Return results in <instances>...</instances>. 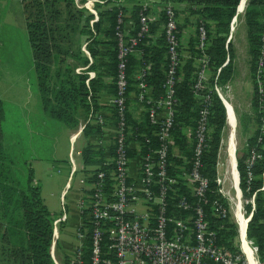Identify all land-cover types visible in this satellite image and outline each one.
I'll return each instance as SVG.
<instances>
[{
	"label": "built area",
	"instance_id": "obj_1",
	"mask_svg": "<svg viewBox=\"0 0 264 264\" xmlns=\"http://www.w3.org/2000/svg\"><path fill=\"white\" fill-rule=\"evenodd\" d=\"M123 2L124 0H74L77 8H84L92 14L91 26L98 19V6H122ZM179 8V5L170 1L141 4L136 25L132 21L126 22L124 12L118 14L115 27V93L110 99L117 114L111 134L115 148L112 155L104 158L102 164L89 173L87 177L90 187L84 188L78 199L81 216V224L76 233L78 244L70 252L74 264H264V249L247 234L248 224L256 210V192L264 191V171L259 189L244 197L236 163L235 172L229 161L227 169L220 172L219 167L223 164L222 140L216 153L214 188L210 187L209 177L201 171L202 157L208 149L212 106L211 90L206 84L208 61L205 54L198 59L192 84L199 107L191 135L190 167L182 173L185 184L183 192L174 194L178 180L170 174V168L176 167L170 160V149L173 148L171 133L176 123L175 86L184 57L177 21ZM160 20L167 66L162 93L157 99L147 100L148 121L156 127L158 144L154 148L148 147V151L137 156L135 171H132V157L127 152V62L128 57L137 51L140 40L152 36L151 24ZM230 39L228 37L227 41ZM206 43L207 31L204 24L199 22L196 25V47L204 51ZM146 69L147 65L143 66L138 75L139 99H145L147 84L142 78ZM220 87L214 84L213 90L226 105L227 100ZM92 117L101 127L104 125L101 115L92 114ZM87 123L88 121L81 124L79 130L84 129ZM76 153L79 154L72 144L69 152V179L76 171L73 158ZM259 156L251 150L245 160L246 192L250 190L253 179L251 167ZM210 193L212 198H209ZM207 205L212 216L218 220L215 225L209 218ZM64 219L65 214L52 221L49 253L54 264L66 261V257L59 261L54 254L58 239L57 224ZM228 225L233 226L235 233L232 238H228L230 245L226 246L220 230H229Z\"/></svg>",
	"mask_w": 264,
	"mask_h": 264
},
{
	"label": "trees",
	"instance_id": "obj_2",
	"mask_svg": "<svg viewBox=\"0 0 264 264\" xmlns=\"http://www.w3.org/2000/svg\"><path fill=\"white\" fill-rule=\"evenodd\" d=\"M173 2L180 6L177 14L187 12L195 16L196 25L202 22L207 31V43L204 51L196 47V40L189 43V57L182 58V65L178 70L179 80L175 86L177 104L175 105V126L172 129V145L179 148V154L174 155L170 149V160L176 165L170 168V174L175 176L178 183L175 184V195L183 192L182 173L190 167V155L192 143L186 140L185 128L193 129L196 123L199 102L192 91L194 73L197 70V62L202 54L207 56L208 76L207 86L211 90V113L209 119L208 149L202 157V173L209 177L210 187L214 188L216 175V153L220 143L222 129L225 126V108L213 90L214 84L223 86L233 75L234 49L231 39L227 41L230 33V23L236 13V7L240 0H160ZM183 6V7H182ZM98 6V19L90 24L93 17L86 9L77 8L74 0H27L24 2L25 27L27 39L31 48L34 80L32 85L37 89L41 104L50 116L61 120L67 125H75L77 120L73 117L74 111L79 105L88 106V96L95 99L101 88L107 87L115 93V75L117 65V49L115 27L120 12L126 11L125 7L112 5L111 7ZM141 5L136 3L130 11V19L134 25L138 24ZM125 19V18H124ZM244 22L246 25V38L250 55V71L253 84L251 104L255 110L256 123L252 134L247 138L245 153L237 155V168L240 174V185L244 189V195L249 196L259 189L262 183L264 171V0H248L244 9ZM161 20L151 24V33L159 30ZM184 24L178 23L181 30ZM157 39L146 37L140 40L137 50L140 58L134 55L128 57L127 75L128 91L139 79L134 78L133 72L140 65L150 63L146 69L143 80L152 85L158 94L162 93L167 66L166 48L162 29ZM86 41V50L89 52L92 62L87 70L95 72V77L86 84L87 73H76L75 68L80 64H88L89 60L82 50V44ZM219 69V71H218ZM140 73V72H139ZM127 91V92H128ZM127 104V101H126ZM5 104L0 100V229L5 225H13L11 228L0 230L4 245L0 249V264H54L49 248L52 240L53 216L43 203L39 186L33 184L32 171L29 165H23V169H17L14 162L4 149V132L1 122L4 118ZM114 120L117 119L116 109H113ZM129 130L127 143L132 139H143L142 126H150L145 129L148 134L156 131V127L150 122L142 124L131 122L126 113ZM95 133L99 127H95ZM158 144L157 136L147 143L143 152L154 148ZM172 147V146H171ZM115 145L111 147L114 153ZM251 150L260 156L251 167L253 179L250 190L246 192L247 168L245 160ZM128 155L134 153L128 148ZM144 153H141L142 155ZM85 164L100 165L104 161L105 153L102 148L88 145L83 150ZM183 169L181 170V167ZM173 195V194H172ZM212 193L209 198H212ZM174 201V200H173ZM212 224L218 223L206 206ZM18 215L10 218L9 216ZM230 226V225H228ZM16 230L18 240L11 243V231ZM233 226L227 231L220 230V235L226 246L230 245L228 238L234 236ZM247 234L253 238L261 249H264V192H256V210L248 224ZM88 243V240H87ZM88 248V247H87ZM88 254V249H86Z\"/></svg>",
	"mask_w": 264,
	"mask_h": 264
},
{
	"label": "crops",
	"instance_id": "obj_3",
	"mask_svg": "<svg viewBox=\"0 0 264 264\" xmlns=\"http://www.w3.org/2000/svg\"><path fill=\"white\" fill-rule=\"evenodd\" d=\"M25 1L27 0H0V27L9 26L10 28V42L12 43L11 53L13 54L12 58L13 60H18L19 57H21L19 55H22L26 59L25 66L23 65L17 66L16 63L13 61L15 67L12 64L10 68H5V67L0 68V74H1L0 100L3 101L5 105L9 104V106L12 107V110H14L13 117L10 121L11 128L13 127L10 134V138L7 141L4 137L3 145L5 151L10 156L17 169H21V168L23 169L22 163H24L25 165L26 164L29 165L32 171L33 184L39 186L40 196L42 198L43 203L47 206L49 201L45 195L44 187L49 182V179H47L49 177L48 175L52 174L54 168L51 166V161L54 159V157H52L51 159L49 153L50 137L57 139L59 134L60 136L62 134L64 135L67 134L70 148L71 145L73 144L75 151L79 152V154L76 153L73 156L75 164H76L75 158H80L82 161V165L80 166V169L83 171L84 175L80 179V184L82 186L81 191H83L84 188L85 189L89 188L90 184H88L87 176L89 175L90 172L96 170L98 165L91 164L93 166L90 167L89 165L85 164L83 158V150L86 146L92 145L102 148L103 152L105 153V158L109 157V155L111 154L110 149L114 144L111 134L113 131L115 120H114V112H113L114 108L110 103V99L112 98L114 93L110 91L107 87H105V88H101L97 92L94 100H91V97L88 96L87 99L88 106L85 108L82 105H79L77 109L74 111L73 117L77 120V123L73 126L67 125L61 120H57L51 117L50 113L43 109L39 93L35 88V86L31 84L32 81L34 80V70L32 63L31 48L28 43L27 32L25 27V15H24ZM158 1L159 0H124L123 6L126 9V11H124L126 22H131V19L129 18L130 11L133 10V7L136 3L141 5L144 3L158 2ZM102 9H104V6ZM156 26H159L160 29L155 31V34L152 33L151 37L153 40L158 38L159 33L161 32L160 30L162 29L161 25L156 24ZM181 38H182L181 46L182 48H184L183 50L184 54L182 53L184 55L183 59H186L190 56L188 50L190 41L196 40V24L193 27V29L189 27L185 29V31L182 30ZM85 44L86 41L83 42L82 44V50L84 51L85 56H87L89 63L85 65L80 64V66H77L75 68V72L87 73L88 77L86 78V84L87 87H89L88 82L91 78L95 77V72L92 70H87V67L92 62V58L89 52L86 50V47H84ZM132 55H134V58L138 59L140 58L141 53L137 50ZM146 64H147V69H149L151 64L149 62ZM141 68L142 67H140L139 65L135 69V71L133 72L134 78L137 79L139 72L141 71ZM90 73H92V75ZM233 74H234V68H233ZM132 86L134 87L128 91V97H127V113L130 118V121L140 124H142L143 122H148L147 106L149 105V103L147 102V100L157 99L161 93L158 94L157 90H155V88L152 85H149L147 83L145 89V99H139L140 89L138 84ZM230 104L235 116V125H236L234 126V134H235L237 127V117H236L237 114H236L235 105H233L232 103ZM224 108L226 114L225 126L222 129L221 137H220V141L222 140L223 143L225 140L227 141L229 140V134L231 130L230 128L231 125L228 122V111L226 105H224ZM92 114H99L103 117L105 123L102 127L96 123V121L92 117ZM15 117L21 119L24 132L18 130L17 127L18 124ZM51 119L62 123L63 128L57 129L56 131L55 128H53V131L51 132ZM86 121H88L87 125L85 126L84 129L80 131L79 130L80 125ZM52 125L54 127V124ZM95 127H99L98 133L94 132ZM148 127L150 126L147 125H145L144 127L142 126V133H140V135L142 136L143 139L130 138L131 140L128 142L129 149L132 151V153H134V155L131 156L132 171H135V167H136L135 162L137 156L143 152V149L145 148L146 144L150 143V140H152V138L155 137V131L153 132L150 131V134L146 132L145 129H148ZM128 131H129V136L131 137V131L129 129ZM225 133L227 134V136L225 135ZM191 135H192V128L186 127L185 136H186V140L189 143H192ZM70 148H69V152H70ZM54 151H56L55 148L53 150V156H54ZM172 151L175 154H179V148H177V146L175 145H173ZM69 152H68L69 175L64 182L56 184L57 186L56 189L59 190L60 192L58 197L62 202H64V198H65L64 194L70 184L69 176L71 172V163L69 158ZM237 155L238 153L235 143L234 160L236 163V168L238 165L236 159ZM228 161H229V156H228ZM229 164L231 165L230 161ZM85 165L87 167H85ZM57 168H58L57 172L60 173L61 172L60 168L59 167ZM77 169L78 166L76 164V171ZM77 205H78V201H77ZM73 208H75L74 205ZM74 211L75 209L73 210V212ZM17 216L18 215H16L15 213L14 215H11L9 217L14 218ZM12 226L13 225H5L0 230L4 228L9 229ZM13 232H16V230L11 231L12 233V235L10 236L11 243H15L18 240L16 233ZM1 233L2 232L0 231V234ZM3 245L4 243L2 242V238L0 236V249ZM73 247L74 246H70L64 250L65 257L67 255L70 256V252Z\"/></svg>",
	"mask_w": 264,
	"mask_h": 264
},
{
	"label": "rangeland",
	"instance_id": "obj_4",
	"mask_svg": "<svg viewBox=\"0 0 264 264\" xmlns=\"http://www.w3.org/2000/svg\"><path fill=\"white\" fill-rule=\"evenodd\" d=\"M248 1V0H247ZM195 16L191 15L189 11L180 13V16L177 17V21L180 24H184L182 30L195 26L194 23ZM159 22V21H158ZM194 25V26H193ZM189 31V29H188ZM186 31V32H188ZM230 38L233 44L234 49V74L230 81H228L225 85L220 87V91L224 98L229 102L235 105L236 108V117H237V127L235 131V142L237 153L239 156H243L246 148L247 138L252 134L256 123V115L255 110L251 104V98L253 93V84L251 80V71H250V55L248 52V43L246 38V25L244 22V11L240 14H237L234 29L231 30ZM12 43L10 42V28L9 26L0 27V68H10L14 62L17 66H25V57L19 55L18 60H13L11 53ZM184 48L181 46V52H183ZM186 53V51H185ZM14 61V62H13ZM15 67V66H14ZM208 75V74H207ZM1 76V74H0ZM260 90L263 89L261 85L259 86ZM16 112V111H15ZM14 110L9 104H6L4 107V118L1 122V126L5 135V139L8 141L10 138V134L12 131L10 121L13 117ZM17 114V113H16ZM18 124V130L24 132L23 126L21 123V119L16 118ZM53 122V123H52ZM54 124V127L53 125ZM11 128V130H10ZM55 128L57 129L63 128L62 123L51 119V132ZM227 136V134L225 133ZM54 151L53 156V150ZM70 144L68 141L67 134H62L56 138L50 137L49 140V153L50 157H54V161H51V166L53 168L52 174L48 175L49 182L44 187L45 195L49 201L48 209L53 215V218H60L63 214H65V219L60 220L57 224L58 231V239L55 247V256L59 261L65 260L64 250L70 246H75L78 244V239L76 237V233L81 224V216L78 211V197L81 195V184L80 179L83 177V171L80 169L82 165V161L80 158L76 159V164L78 166L77 171L72 174L71 179H69L70 184L65 192L64 202L60 201L59 190H57L56 184L64 182L68 177L69 165H68V152H69ZM228 141L225 140L222 145V153H221V161L222 166L220 168V172H224L226 168V164L228 161ZM76 157V156H75ZM247 159V158H246ZM58 160V161H56ZM67 161V163H66ZM92 167L93 165H89ZM57 167L60 168V173L57 172ZM85 167H87L85 165ZM238 169V168H237ZM239 172V171H238ZM240 175V174H239ZM242 188V187H241ZM264 192V191H263ZM243 196L244 195L243 192ZM75 208H73V205ZM75 211L73 212V210ZM63 264H74L73 258L71 256H66V261Z\"/></svg>",
	"mask_w": 264,
	"mask_h": 264
},
{
	"label": "bare ground",
	"instance_id": "obj_5",
	"mask_svg": "<svg viewBox=\"0 0 264 264\" xmlns=\"http://www.w3.org/2000/svg\"><path fill=\"white\" fill-rule=\"evenodd\" d=\"M247 0H243L242 3L240 4L239 6V12L238 14L242 13V11H244L245 9V4H246ZM235 23V21H234ZM234 23H233V29H234ZM226 107H227V111H228V122L230 123L231 125V130H230V134H229V140H228V156H229V161L232 163V166H233V171L235 172V160H234V150H235V134H234V126L235 125V116H234V113H233V110H232V107H231V104L226 101ZM228 123V124H229ZM237 132V131H236ZM228 138V137H227ZM237 159V158H236Z\"/></svg>",
	"mask_w": 264,
	"mask_h": 264
},
{
	"label": "water",
	"instance_id": "obj_6",
	"mask_svg": "<svg viewBox=\"0 0 264 264\" xmlns=\"http://www.w3.org/2000/svg\"><path fill=\"white\" fill-rule=\"evenodd\" d=\"M242 1H243V0H240L239 3H238V5H237V7H236V13H235V15L233 16L232 21H231V23H230V32H231V30H233V23H234V21L236 20L237 14H238V12H239V6H240V4L242 3ZM246 4H247V2H246ZM246 4H245V6H246ZM229 38H230V35H229Z\"/></svg>",
	"mask_w": 264,
	"mask_h": 264
}]
</instances>
